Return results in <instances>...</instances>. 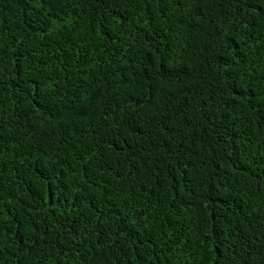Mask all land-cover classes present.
<instances>
[{
  "label": "trees",
  "instance_id": "1",
  "mask_svg": "<svg viewBox=\"0 0 264 264\" xmlns=\"http://www.w3.org/2000/svg\"><path fill=\"white\" fill-rule=\"evenodd\" d=\"M0 264H264V0H0Z\"/></svg>",
  "mask_w": 264,
  "mask_h": 264
}]
</instances>
